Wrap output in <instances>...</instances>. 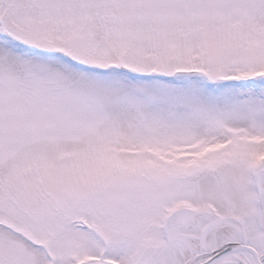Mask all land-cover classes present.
Here are the masks:
<instances>
[{"label": "snow or ice", "instance_id": "6c2138e0", "mask_svg": "<svg viewBox=\"0 0 264 264\" xmlns=\"http://www.w3.org/2000/svg\"><path fill=\"white\" fill-rule=\"evenodd\" d=\"M0 264H264V0H0Z\"/></svg>", "mask_w": 264, "mask_h": 264}]
</instances>
